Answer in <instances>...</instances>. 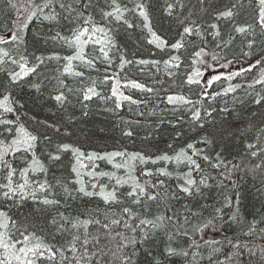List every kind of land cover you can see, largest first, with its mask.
<instances>
[{"label": "trees", "instance_id": "16d2710c", "mask_svg": "<svg viewBox=\"0 0 264 264\" xmlns=\"http://www.w3.org/2000/svg\"><path fill=\"white\" fill-rule=\"evenodd\" d=\"M66 2L71 3L72 0ZM97 2L101 6L104 4V0ZM119 3L130 10L124 13V17L133 27L129 28L123 22L109 25L112 29L110 36L116 45L110 52L111 66L98 60L95 68H89L74 61V70L83 71V78L63 72V57L71 55L72 50L62 42L51 39L56 32L68 35L69 25L66 21L57 24L34 18L25 31L24 43H13L10 39L7 40L8 43H0V48L10 50L15 58L19 59V55H24L30 65L35 63L36 56L44 58V63L35 73H30L14 84L9 83L7 72L13 69L18 71L19 68L0 66V93L5 90L10 92L17 109L0 118L19 117V122L24 123L29 131L39 137L36 154L49 168L48 180L54 185L56 180H60L70 188L73 187L70 181L74 179L71 172L72 154H61V160L55 164L47 160V153L54 151L62 142L72 143L86 154L126 151L153 156L164 152L171 155L172 149L178 151L187 143H193L196 148L203 150V154L209 155L212 163H216V153L219 152L223 161L221 167L212 168L202 158L198 161L204 174L210 177L207 182L209 186H201L202 196L193 200L180 193L178 199L166 198L149 202L153 215L165 212V202L172 211L180 215L185 213L186 207L198 212V216L185 225L189 235L176 237L171 242V246L188 251L189 256H167L165 249L169 240L164 231H156L146 243L138 237L136 245H128L123 251L130 254L135 252L134 264H264V231H261L264 229V167L254 169V165L260 161L251 157L247 149L249 143L264 148V135L261 134L264 130V103L254 102L257 94L264 95V85L253 82L258 78V67L251 72L242 71L248 69L256 58L264 59L261 56L264 52V30L259 27L256 19L258 0H205L204 3L201 0H119ZM140 4L147 11L152 30L169 45L179 39V33L183 30L181 21L184 26L195 28L199 25L203 31L199 35L185 37L186 45L183 49L158 48L149 42L152 37L144 27L143 17L139 15L137 5ZM170 4L173 5L171 14L168 9ZM232 5H236V14L231 20H216L218 11ZM47 11L46 9L45 12ZM94 14L95 19L100 21L98 9L94 10ZM15 16L16 12L9 7L7 0H0V34L9 35L11 21ZM213 23L220 27L221 36L218 38L212 35L210 25ZM236 25L252 27L246 34H239L234 31ZM230 37L234 39L225 46L222 41L226 42ZM249 40L255 42L252 48L248 47ZM200 47L205 49V55L201 59L208 67L196 63V58L192 55ZM247 52L252 55L245 56L244 53ZM57 55L60 57L58 60L55 58ZM121 55L132 63L120 68ZM171 55H180L182 62L179 68L164 63ZM213 55L217 57L216 60L212 59ZM141 60L149 63L141 64ZM225 64L227 67H224ZM199 66H202L199 68L201 71H205V77L200 78L199 85L187 84L186 75ZM164 67L172 72L171 75L164 72ZM233 72L239 75L233 76L231 80L227 79ZM105 74L118 78L120 91L137 102L120 100V106L117 107V97H113L111 91L112 81L104 82ZM218 74H222L221 80L208 86L206 81ZM133 80L144 84L145 88H132L129 82ZM93 84L99 95L85 101L82 90ZM236 85L239 87L235 91L224 92L229 86ZM148 88L153 91H147ZM202 90L210 95L203 96ZM60 91L67 97L63 103L54 99ZM173 93L183 94L194 102L195 107L201 111L199 122L191 120V106H175L167 102V95ZM212 93L220 95L213 97ZM206 112L211 115H206ZM201 124L203 127H200ZM56 128H59V132ZM128 131L132 132L131 136L124 135ZM45 136L49 139L45 140ZM205 138L211 143L203 142ZM169 145H172V149H169ZM28 158H31L30 155ZM122 162L123 159L119 157L114 160V163ZM96 163L99 165L98 171H115L119 176L125 175V169H114L106 161ZM135 164L134 174L140 177L142 183L145 180L156 183L162 179L164 191L169 196L177 192L180 181L175 173L171 177L141 175L144 168L155 172L157 168L167 166L169 171H174V164L158 162L155 165H144L138 161ZM234 165L238 167H233ZM14 166L23 167V157H17ZM194 175L199 179V174ZM40 178L43 179L42 176ZM84 179L87 181L88 177L85 176ZM101 180L108 182L106 178ZM127 190V185L121 189ZM54 191L60 194L57 198L62 199L63 192L59 185H56ZM225 197L230 199V203ZM17 204L19 206H9L11 214L17 219L31 217L37 208V204L31 199L18 201ZM123 207H131L133 212L140 213L143 217L144 208L132 205L130 200L114 204L109 210L98 197L69 199L66 214L75 216L82 212L91 213L102 222L122 219L121 224L112 227L129 235L124 228L123 220L127 217L122 212ZM216 208L221 209L220 213L215 212ZM233 215L235 219L231 218ZM209 219L214 220L212 226L194 232V226L204 224ZM97 227L90 226V230L95 231ZM37 231L39 234V230ZM44 235L51 242H63L59 237L53 241L48 231ZM193 240L195 244L192 243ZM102 243L107 244L105 251L115 248V241L108 243L104 239ZM192 253H195L194 257Z\"/></svg>", "mask_w": 264, "mask_h": 264}, {"label": "snow or ice", "instance_id": "6c2138e0", "mask_svg": "<svg viewBox=\"0 0 264 264\" xmlns=\"http://www.w3.org/2000/svg\"><path fill=\"white\" fill-rule=\"evenodd\" d=\"M7 2L9 7L16 12L15 18L11 21L12 28L9 29L10 40L13 43H24L25 31L34 18L42 17L43 20L56 22L57 24L61 21L68 23V35L56 32L51 39L62 42L64 46L72 50L71 55L63 57L65 61L63 72L81 78H83L84 72L74 70V61L89 68H95L98 60L111 66L112 57L110 52L116 45L110 36L112 29L109 25L123 22L129 28L133 27L124 17V13L130 10L122 7L119 0H104L103 6L97 0H72L71 3L66 2V0H7ZM204 2L205 0H201V3ZM172 7L173 5H168L169 14H171ZM235 8L236 5H232L230 8L218 11L216 20H231L236 14L234 12ZM46 9L47 12H45ZM96 9L99 11L100 21L95 19L94 10ZM137 9L139 15L145 21L144 27L151 34L152 39L149 42L155 44L158 48L183 49L186 45L185 37L193 34L199 35L203 31L199 25L193 28L192 26H184V22L181 21L183 30L179 33V39L169 45L165 39L152 30L144 5H137ZM256 19L259 27L264 30V0H258ZM251 27V25H236L234 31L239 34H246ZM210 28L213 30L212 35L214 38L221 36L220 27L217 23L211 24ZM232 39L234 37H230L228 41H222V43L226 46L231 43ZM0 43H8V41L0 37ZM254 43V41L249 40L248 47L252 48ZM217 47H220V45H217ZM89 49L91 50L89 51ZM192 55L196 58V63L208 67L201 59L205 55L204 47H200ZM244 55L250 56L252 53L247 52ZM261 56H264V52L261 53ZM55 58L60 59L58 55ZM212 59L216 60L217 57L213 55ZM8 62L19 68L18 71L13 69L7 72L9 83L14 84L30 73H35L37 68L44 63V58L36 56L35 63L30 65L24 55H19V59H17L10 50L0 48V66ZM181 62L180 55H171L169 60L164 61L166 65L172 64L176 68L180 67ZM127 63L132 62L125 60L121 55L120 68H123ZM139 63L145 64L149 61L141 60ZM152 63L158 62L152 61ZM224 67H227V64ZM257 67L259 68L258 78L254 79L253 82L264 85V59L256 58L254 63H250L248 69H242V71L251 72ZM105 73H107V69H105ZM237 75L239 73L233 72L227 76V79L231 80L233 76ZM201 76V70L194 68L186 75L185 82L189 85H199V77ZM221 78L222 74L213 75L206 81V84L211 86ZM103 80L104 82L112 81L111 91L112 96L117 97V107L120 106V100L137 102L131 96H125L120 91V80L118 78L105 74ZM129 83L132 88H145L144 84L135 80ZM236 87H239V85L229 86L224 89V92L235 91ZM82 91L85 101L99 95L96 92L95 84ZM147 91L152 92L153 89L148 88ZM201 94L203 96L210 95L206 90H202ZM211 95L215 97L220 93H212ZM54 99L63 103L67 100V97L63 91H60ZM166 99L169 104L175 106H191L189 108L191 120L194 122L201 120L200 109L196 108L194 102L185 95L173 93L167 95ZM254 102L256 104L264 103V95L257 94ZM14 105L15 101L12 99L10 92L5 90L0 93V109H2L0 116L16 112L17 109ZM205 114L211 115L207 112ZM0 126H2L0 127V137H2L0 138V264H98V262L99 264H134L133 256L135 252L130 254L123 251V249L127 248L128 245H136L138 237L140 241L146 243L156 231H164L168 236L169 244L165 249L167 256H189L188 251L171 246V242L176 237H187L189 235L185 225L190 224L191 219L198 216V212L186 207L185 213L180 215L172 211L165 202V212L153 215L149 202H157L166 198L178 199L180 193L193 200L202 196L201 186L208 187L207 182L210 177L204 174V169L198 161L202 158L203 161L209 162V166L212 168L221 167L223 161L219 152L216 153V163H212L209 155L203 154V150L196 148L193 143H187L178 151L172 149V145H169V149H172L171 155L164 152L161 155L153 156L145 155L142 152L128 153L126 151L86 154L72 143L62 142L56 146L54 151L47 153V160L55 164L61 160V154H72L71 172L74 174V179L70 181L73 185L70 188L68 184H64L60 180H56L55 185L48 180L49 168L36 154L39 137L29 131L24 123L19 122V117L16 119L0 118ZM47 126L55 127L54 125ZM200 127H203V125L201 124ZM55 130L59 132V128ZM261 134L264 135V130ZM124 135L131 136L132 132H125ZM44 138L45 140L49 139L47 136ZM257 139L259 140L260 136ZM203 142L211 143L206 138ZM247 149L251 157H255L260 161L254 165V169L264 167V148L249 143ZM29 155L30 159L28 158ZM17 157H23V167L14 166ZM117 157L122 158L123 162L114 163ZM96 161H106L112 164L114 169H125V175L119 176L115 171H98L99 165ZM137 161L144 165L148 163L155 165L158 162H165V165L168 163L174 164V171H169L167 166L157 168L155 172L152 169L144 168L141 170V175L144 177H171L175 173L177 180L180 181L177 184V192L169 196L164 191V180L162 179L157 180L156 183H151L149 180L142 183L140 177L134 174L135 162ZM233 167H238V165ZM194 173L199 174V179L196 178ZM41 176L43 179L40 178ZM85 176L88 177L87 181L84 179ZM101 178H106L108 182H102ZM56 185L62 188L63 203L61 198H57L60 194L54 191ZM126 185L129 190L121 191ZM77 197H98L104 205L109 207V210L114 204H121L124 200H130L132 205L143 207L144 214L141 217V214L133 212L131 207H123L122 212L127 217L123 220L124 228L129 233V235H125L112 227V225L121 224L122 219L102 222L91 213L82 212L75 216L66 214L67 201L69 199L74 200ZM29 199L37 204L32 216L23 219L14 218L9 206H19L18 201L25 202ZM225 200L230 203L228 197H225ZM195 206L194 204L193 207ZM61 209L65 210L61 211ZM220 211V208L215 209L216 213H220ZM231 218L235 219V215ZM128 220L132 222L128 223ZM105 221H107V217H105ZM213 223L214 220L209 219L204 224L196 225L194 226V232L203 231V229L212 226ZM90 226L98 227L95 231H92ZM37 230H39V234ZM45 231L50 233L53 241L59 237L60 241L63 242L49 241L44 235ZM261 231H264V229H261ZM104 239H107L108 243L115 241V248H109L108 251H105L107 244L102 243ZM192 243L195 244V241L193 240ZM192 255L194 257L195 253H192Z\"/></svg>", "mask_w": 264, "mask_h": 264}, {"label": "rangeland", "instance_id": "374dc122", "mask_svg": "<svg viewBox=\"0 0 264 264\" xmlns=\"http://www.w3.org/2000/svg\"><path fill=\"white\" fill-rule=\"evenodd\" d=\"M38 19H42V17L41 18H38ZM43 20V19H42ZM44 21H46V20H44ZM76 64H79V62H75ZM80 65V64H79ZM81 66H83V65H81ZM4 67H11L12 69L13 68H15L16 66L15 65H12L10 62H8V63H6V64H4ZM83 67H85V66H83ZM202 66H199L198 68H201ZM164 72H166L168 75H169V73H172V72H170L169 70H168V68L167 67H164ZM202 72V76L201 77H205V71L204 70H202L201 71ZM201 77H199V79L201 78Z\"/></svg>", "mask_w": 264, "mask_h": 264}, {"label": "water", "instance_id": "95a60500", "mask_svg": "<svg viewBox=\"0 0 264 264\" xmlns=\"http://www.w3.org/2000/svg\"><path fill=\"white\" fill-rule=\"evenodd\" d=\"M0 37H3L5 40L9 38V35L0 34Z\"/></svg>", "mask_w": 264, "mask_h": 264}, {"label": "bare ground", "instance_id": "6f19581e", "mask_svg": "<svg viewBox=\"0 0 264 264\" xmlns=\"http://www.w3.org/2000/svg\"><path fill=\"white\" fill-rule=\"evenodd\" d=\"M58 60V59H57Z\"/></svg>", "mask_w": 264, "mask_h": 264}]
</instances>
